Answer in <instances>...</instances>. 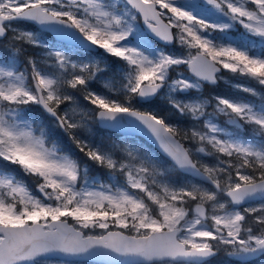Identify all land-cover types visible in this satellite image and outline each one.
Wrapping results in <instances>:
<instances>
[{"label":"snow or ice","instance_id":"6c2138e0","mask_svg":"<svg viewBox=\"0 0 264 264\" xmlns=\"http://www.w3.org/2000/svg\"><path fill=\"white\" fill-rule=\"evenodd\" d=\"M221 252L264 258V0H0V264Z\"/></svg>","mask_w":264,"mask_h":264},{"label":"trees","instance_id":"16d2710c","mask_svg":"<svg viewBox=\"0 0 264 264\" xmlns=\"http://www.w3.org/2000/svg\"><path fill=\"white\" fill-rule=\"evenodd\" d=\"M220 91L226 92L228 94H235V95L247 97V94H245V93H238V92H236V90H233L232 88H230V86L226 87L225 85H223V82H221V84H220ZM100 133L105 134L108 132L105 130H100ZM220 262H221V259L217 258V259L213 260V262L211 264H220Z\"/></svg>","mask_w":264,"mask_h":264},{"label":"rangeland","instance_id":"374dc122","mask_svg":"<svg viewBox=\"0 0 264 264\" xmlns=\"http://www.w3.org/2000/svg\"><path fill=\"white\" fill-rule=\"evenodd\" d=\"M236 82H237V81H233V83H236ZM223 85H225L226 87L229 86V85H226V84H223ZM233 90H235V89H233ZM209 111H211V109H209ZM221 119H223V118H221ZM229 130H231V129H229ZM99 135H100V136H103V137H106V136H108V135H111V133H105V134L100 133ZM209 160H210V158H209ZM245 206H247V205H245ZM253 206H256V205L254 204ZM250 219H251V218H250ZM222 253H223V252H222ZM224 259H226V261L228 260L227 257H225ZM262 260H264V258H261L260 260L254 262V263H252V264H261V261H262ZM52 261L54 262V264H56V262H58V260H52ZM41 264H47V262H46V261H41ZM229 264H235V263H233V261H230Z\"/></svg>","mask_w":264,"mask_h":264},{"label":"water","instance_id":"95a60500","mask_svg":"<svg viewBox=\"0 0 264 264\" xmlns=\"http://www.w3.org/2000/svg\"><path fill=\"white\" fill-rule=\"evenodd\" d=\"M50 259H59L58 257H51Z\"/></svg>","mask_w":264,"mask_h":264},{"label":"flooded vegetation","instance_id":"af4514ba","mask_svg":"<svg viewBox=\"0 0 264 264\" xmlns=\"http://www.w3.org/2000/svg\"><path fill=\"white\" fill-rule=\"evenodd\" d=\"M258 260H260V259H258ZM258 260H255V262L258 261ZM253 262H254V261H253ZM253 262H252V263H253Z\"/></svg>","mask_w":264,"mask_h":264}]
</instances>
